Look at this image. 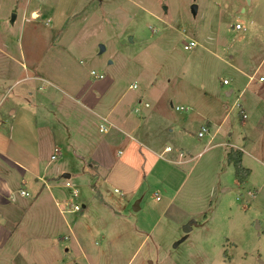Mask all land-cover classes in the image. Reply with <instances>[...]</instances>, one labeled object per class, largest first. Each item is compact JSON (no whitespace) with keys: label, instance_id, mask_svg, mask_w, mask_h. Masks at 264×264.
Listing matches in <instances>:
<instances>
[{"label":"crops","instance_id":"1","mask_svg":"<svg viewBox=\"0 0 264 264\" xmlns=\"http://www.w3.org/2000/svg\"><path fill=\"white\" fill-rule=\"evenodd\" d=\"M124 1L138 2L88 0L72 19L83 24L94 16L101 20L104 17L101 7L112 11L119 5L121 9ZM74 4L72 1L71 8ZM45 5L42 0H25L26 15L21 20H27L29 14L28 20L39 19ZM134 5L140 8L138 3ZM230 29L236 33L245 30L243 26L235 30L234 25ZM50 39L51 43L42 50L37 46L32 49L34 52L30 50L26 54L22 49L21 62L15 60L16 73L19 67L22 69L17 77L9 71L0 73V261L3 264H102L105 244L112 246L108 251L119 250L121 254L129 247L133 236L138 237L140 233L149 236L153 226L144 227L146 216H139L144 210L143 196H137L148 182L147 178L158 172L160 162L174 167L161 169L166 178L162 186L167 192V201L161 207L160 217L165 216L167 223L179 227L189 223L190 230L183 231L185 240L193 226H203L206 217L205 208L197 206L198 201L204 200L198 194L195 180L187 189L179 191L186 175L178 166L193 165L197 148L196 142L191 140L194 135L207 138L198 154L209 152V159L214 160L221 192L229 188L222 184L225 173L233 175L238 188H245L253 170L246 163L247 157L264 164V158L252 155L244 135L248 129L256 131L260 125L263 130L264 106L260 108L256 97L253 105L239 102L244 89L235 99L245 128L243 132L227 123L230 109L219 98L220 103L215 106L206 103L203 112L197 109L189 112L190 106L168 103L165 92L153 80H148L140 90H137L138 81H134L121 91L114 74L99 73L102 77L97 78L91 75V71H95L91 69L87 75L93 76V80L82 79V70L79 71L76 62L71 63L69 41ZM192 40L196 42L193 48L197 47L198 42ZM263 60L264 57L257 68ZM251 79L253 75L248 76L247 83ZM259 82H264L262 77ZM229 84L230 81L223 85ZM225 92L228 97L233 95V89ZM258 99L264 100V97L258 96ZM170 108L174 113L185 114L177 118ZM258 110L259 118L247 121L249 112ZM194 125L196 133L191 131ZM203 125L207 130L198 136ZM235 130L238 133H234ZM230 150L241 152V165L249 170L243 183L236 179L234 167L228 162ZM71 174L81 187L84 201L74 200L82 209L78 212L81 215L70 225L64 216L74 212L62 210L66 208L64 204L72 203L73 199L70 197L69 202L63 198L66 189H76L78 197L75 199L80 197ZM65 182H70V188ZM111 186L115 194L120 193L121 201L129 205L122 214L118 211L122 203L109 199ZM256 193L257 190H247L249 198H254ZM92 209L109 216L120 226L112 228V233L106 229H84L83 220Z\"/></svg>","mask_w":264,"mask_h":264},{"label":"rangeland","instance_id":"2","mask_svg":"<svg viewBox=\"0 0 264 264\" xmlns=\"http://www.w3.org/2000/svg\"><path fill=\"white\" fill-rule=\"evenodd\" d=\"M42 1L46 4L45 9L40 18L33 21L28 20L30 14L27 20H21L26 15L25 0H0V73L9 71L16 76L22 70L19 67L16 73V61L21 62L22 49L28 54L37 46L40 50L46 48L51 43L50 38H61L69 41L71 63L76 62L79 71L82 70V79L93 80V76L87 75L91 69L105 76L114 74L121 91L134 81H138L137 90H140L148 80H153L165 92L168 103L190 106L189 112L195 109L203 112L206 103L215 106L220 103L219 98L230 109L227 123L243 132L245 128L237 104L235 107L239 91L244 89L239 102L253 105L256 97L263 109L264 100H259L258 96L264 97V82H259V77L264 80V60L258 68L257 65L264 57V0H137L135 3L140 8L124 1L121 9L119 5L112 11L101 7L103 19L90 17L84 24L72 16L80 12L88 0ZM72 1L75 4L71 8ZM192 5L197 7L195 15L191 12ZM236 23L245 30L232 31L230 26ZM190 38L199 45L185 51L182 44ZM100 46L104 47L103 51ZM250 75L253 79L247 83ZM222 79H227L230 84L224 86ZM229 89H233L231 97L225 94ZM171 111L177 118L185 114ZM259 114V110L249 112L247 121H256ZM261 117L264 122V114ZM196 130L194 125L191 131L196 133ZM244 135L252 155L264 158V123L263 130L260 125L256 131L248 129ZM191 140L197 144L193 153L196 155L191 167L178 166L186 175L179 191L187 189L193 180L197 182L198 194L204 200L198 201L197 206H203L206 212L203 226H193L183 240L184 227L169 224L165 216L160 217L161 207L167 201V192L162 186L166 178L161 169L174 168L160 162L156 168L158 172L147 178L148 182L137 196H143L144 210L139 216H146L144 227L153 226L152 232L149 236L147 233L133 236L129 247L121 254L119 250L108 251L112 246L105 244L102 264H264V164H257L253 157H247L246 163L253 170L245 188H238L233 175L225 173L222 184L229 188L221 192L220 175L214 160L209 159V152L198 154L206 136L197 138L194 135ZM70 179L80 192L79 199L73 198L72 203H82L81 187L72 174ZM148 184L150 189H147ZM112 187L109 188V199L122 203L118 207L122 214L129 205L121 201L120 193L115 194ZM248 189L257 190L254 198L247 196ZM66 191L63 198L70 202V190ZM65 215L71 225L81 214ZM98 216L104 218L99 220ZM83 223L84 229H106L109 233L120 226L94 209L85 216ZM0 264L3 263L0 261Z\"/></svg>","mask_w":264,"mask_h":264},{"label":"built area","instance_id":"3","mask_svg":"<svg viewBox=\"0 0 264 264\" xmlns=\"http://www.w3.org/2000/svg\"><path fill=\"white\" fill-rule=\"evenodd\" d=\"M234 28H235V30H240L242 28V26H241V24L236 23V24H234ZM194 46H196V42L194 40H192V39L187 40V41H185L182 44L183 49L186 50V51L187 50H190ZM91 75H93V76H95L97 78H101L102 77V75L97 74L95 71H91ZM227 82L228 81L226 79L223 80V84H227ZM206 130H207L206 126L203 125L200 128L199 132H198V136H202L206 132ZM53 157H55V155ZM64 185L66 187H68V188H70V186H71L70 182H65ZM24 193H25L24 191H21V194H24ZM70 197L71 198H74V199L77 198L78 197V191L76 189H71V191H70ZM57 205H59V204L57 203ZM64 206L66 208L65 209L62 208V210L65 211V212L67 211V212H74V213H76V212H79L82 209V206L80 204H78V203H65Z\"/></svg>","mask_w":264,"mask_h":264},{"label":"trees","instance_id":"4","mask_svg":"<svg viewBox=\"0 0 264 264\" xmlns=\"http://www.w3.org/2000/svg\"><path fill=\"white\" fill-rule=\"evenodd\" d=\"M241 152L238 150H230L228 153V162L234 167V173L236 179L243 183L249 174V170L241 165Z\"/></svg>","mask_w":264,"mask_h":264},{"label":"water","instance_id":"5","mask_svg":"<svg viewBox=\"0 0 264 264\" xmlns=\"http://www.w3.org/2000/svg\"><path fill=\"white\" fill-rule=\"evenodd\" d=\"M191 12H192L193 15L196 14V12H197V7H196L195 5H192V6H191ZM14 18H15V15L13 14V15H12V18H11V22H12V23H13V21H14ZM100 50L103 51V50H104V47H103V46H100ZM189 230H190V224L188 223V224H186V226H184V231L187 232V231H189ZM178 243H179V242H176L174 245L176 246Z\"/></svg>","mask_w":264,"mask_h":264},{"label":"bare ground","instance_id":"6","mask_svg":"<svg viewBox=\"0 0 264 264\" xmlns=\"http://www.w3.org/2000/svg\"><path fill=\"white\" fill-rule=\"evenodd\" d=\"M33 17H34V18H36V15H35V14H33Z\"/></svg>","mask_w":264,"mask_h":264}]
</instances>
